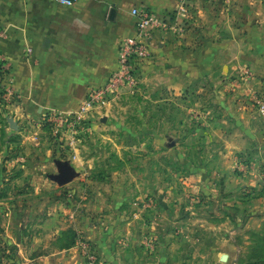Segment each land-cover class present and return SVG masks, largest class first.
I'll return each mask as SVG.
<instances>
[{"label": "rangeland", "instance_id": "1", "mask_svg": "<svg viewBox=\"0 0 264 264\" xmlns=\"http://www.w3.org/2000/svg\"><path fill=\"white\" fill-rule=\"evenodd\" d=\"M218 18L264 24V4L194 0L187 15L161 18L132 89L37 119L0 53V264H37L46 239L54 250L77 246L82 264L89 254L105 264L103 251L125 264H264V186L244 185L255 156L233 110L245 81L190 74L184 59L213 41ZM249 93L242 104L264 113ZM59 162L75 173L66 184Z\"/></svg>", "mask_w": 264, "mask_h": 264}, {"label": "crops", "instance_id": "2", "mask_svg": "<svg viewBox=\"0 0 264 264\" xmlns=\"http://www.w3.org/2000/svg\"><path fill=\"white\" fill-rule=\"evenodd\" d=\"M180 1L0 0V53L12 65L14 89L28 117L37 119L45 113L77 111L89 95L108 84L118 68L120 44L135 36L133 10L144 9L160 19L170 18ZM227 10L238 15L231 7ZM219 20L213 26V41L204 45L198 55L184 59L190 74L209 71L216 79L241 78L244 84L247 82V86H238V101L233 110L243 139L253 145L249 153L255 161L248 162L244 174V185L251 189L264 186V113L255 105L257 102L244 106L240 99L246 91L258 93L264 99V24ZM7 233L12 238L14 231L9 229ZM46 241L50 249L37 257V264L83 263L77 257V246L54 250L52 240ZM173 251L168 255L173 256ZM114 252L103 251L104 263L125 264L121 253ZM144 259L135 257L134 263H155L153 257L150 260L154 262ZM32 260L30 257L29 261Z\"/></svg>", "mask_w": 264, "mask_h": 264}, {"label": "built area", "instance_id": "3", "mask_svg": "<svg viewBox=\"0 0 264 264\" xmlns=\"http://www.w3.org/2000/svg\"><path fill=\"white\" fill-rule=\"evenodd\" d=\"M194 0H181L177 10L178 15H187L189 7ZM264 4V0H252ZM133 16L136 20L135 36L125 40L119 46L118 68L110 77L108 84L94 93L118 92L121 88L132 89L137 84L138 68L141 62L146 61L152 53L155 44V36L162 27V21L155 14L144 9H134ZM9 92L11 93L12 80H9ZM88 106L92 102L87 103ZM264 110V106L262 107ZM86 264H99L95 254H89Z\"/></svg>", "mask_w": 264, "mask_h": 264}, {"label": "water", "instance_id": "4", "mask_svg": "<svg viewBox=\"0 0 264 264\" xmlns=\"http://www.w3.org/2000/svg\"><path fill=\"white\" fill-rule=\"evenodd\" d=\"M64 1H72V0H64ZM11 127L14 130L18 129V126L16 125V123L14 122L13 119L9 120ZM58 168L60 170V175L58 177H56V180L60 183V184H66L69 182V180L75 175L74 171L70 170L69 166L59 162L58 163Z\"/></svg>", "mask_w": 264, "mask_h": 264}]
</instances>
